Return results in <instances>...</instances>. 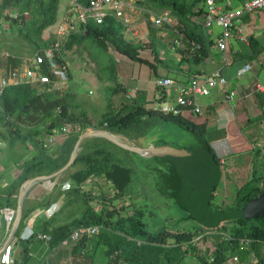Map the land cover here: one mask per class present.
<instances>
[{"label": "trees", "instance_id": "16d2710c", "mask_svg": "<svg viewBox=\"0 0 264 264\" xmlns=\"http://www.w3.org/2000/svg\"><path fill=\"white\" fill-rule=\"evenodd\" d=\"M90 1L77 0L84 6ZM202 1L204 0H135L139 7L148 12L170 10L173 14L174 26L189 42L185 48L176 43V49L181 55L174 61L176 68L162 59L157 44L148 49V46L143 44L136 45L125 40L128 27L112 15H107L102 23L93 19L80 22L78 29L64 42L62 51L66 54L76 44L91 41L103 50L113 48L132 61L149 64L156 72H159L160 65H164L183 73V65L189 66L188 69L192 68L211 55L213 40L204 30L203 22L196 18L201 13L196 7ZM59 5L60 0H0V17L9 20L11 26L20 25V34L27 41L34 43L39 50L53 43V40L45 39L43 34L45 29L58 21ZM12 6L20 10L17 17L8 13V8ZM21 61V57L7 55L8 71L12 72ZM115 71L117 72L116 68ZM159 77H165V74ZM42 85V83L11 84L0 97V137L3 140L7 139L11 146L20 142L26 149L31 140L36 149L32 156L25 158L23 162H17L16 166L20 171L18 177L10 184L0 187V210L6 207L13 210L17 208L19 190L25 180L37 175L54 173L64 166L80 134L88 128H108L132 140L148 137V145L170 146L171 149L163 156L145 158L146 169L140 171L132 159L134 152L103 137L87 138L73 164L83 165L69 175L64 173L66 177L73 179L75 186L61 189L57 194V198L63 194H73L83 199L86 207L81 216L60 225H54V219L50 217L37 225L30 235L23 237L26 219L35 208L50 202L45 199L41 203L29 204L26 199L23 220L16 234L18 240L11 251L13 255L18 256H15L11 264H30L36 246L40 243L45 244L44 240L38 238L39 232L52 235L50 244H45L48 255H52L53 252L65 255L64 250L69 246L61 245L62 241L69 237L74 228L90 224H101L100 233L83 235L71 243L74 244L71 253L83 255L80 264H96V257L102 248L104 254L108 256L106 264H185L183 260L186 255L199 256L203 264H224L229 257L238 255L245 263L252 264L244 260L252 252L257 255V264H264V256L261 255L262 251L264 252V216L251 219L239 217L230 220L229 223L217 218L225 211L242 207L262 191L264 172H258L260 150L254 159L253 178L238 189L237 203L222 208L213 203L220 182L214 186L211 180L207 181L212 172L206 166H213L221 178L222 163L217 150L207 138V121L202 123L192 121L187 115L190 109L183 107V111L178 114L162 112L155 108V98L145 100L137 94V97L131 98V102L122 103L118 110L109 109L103 113L100 120L94 121L89 119L85 112L73 108L67 93L48 91L46 86L38 91V86ZM173 119L186 129L187 135L184 140L186 144L189 143L188 146H175L160 139L153 141L155 133L148 135L149 130L159 122ZM24 123L28 124V127ZM64 128L67 129L68 136L61 146L51 150L44 146L40 134L47 135L54 130L63 131ZM196 151H200L204 158L198 157ZM98 176H104L106 181H112L114 188L111 196L104 191L99 195L93 190L87 192L83 188L88 180ZM57 177L50 180L54 181ZM150 178L153 188L158 192L157 195L171 199L175 210L179 214L185 213V219H199L202 224L193 223L192 227L176 224L171 227L162 226L155 232L151 231L143 220L146 209L143 204L136 201V195L140 194L135 191L138 184L146 190L147 185L145 188L143 183L146 181L151 185L147 181ZM209 192L210 196L207 194ZM128 197L130 203L127 201ZM91 199H101V210L93 208ZM115 199L126 203L118 206L114 202ZM155 201H158L157 206L161 205L159 199L155 198ZM130 207H133L132 213L123 214V210ZM212 216L217 218L214 222L220 220L215 225L210 223ZM10 229L4 219L2 236H8ZM209 236L214 237L213 247L202 248L198 241H204ZM7 252L8 250L2 256V262Z\"/></svg>", "mask_w": 264, "mask_h": 264}, {"label": "rangeland", "instance_id": "374dc122", "mask_svg": "<svg viewBox=\"0 0 264 264\" xmlns=\"http://www.w3.org/2000/svg\"><path fill=\"white\" fill-rule=\"evenodd\" d=\"M13 7L14 6L8 8V13H16L14 9H11ZM126 13L127 17L132 19L134 23H137L139 27V34L133 35L129 29L126 28V35L124 39L134 42L136 45L143 44L148 46V49H151L153 44H157V46H159L162 59L165 62H168V65L176 68L174 61L179 59L181 56L176 49V43H180V45L185 48L189 45L188 39L185 38L175 26H170L168 24L159 26L155 24L150 18V13L142 7H139L136 2L133 3L132 7L130 6L126 10ZM66 15H70L76 19V21H78V12L77 10L73 9L71 0H60L58 21L44 30L43 35L45 39H49V41H51L56 38L58 23ZM204 16L205 14L201 12L196 18L200 21H203ZM247 28L249 27H245L246 33L250 31V29ZM19 29L20 25L11 26L9 20H6L4 17H0V73L1 69L6 66L7 55H14L21 58L31 57L38 50V47L35 46L34 43L27 41V39H25L20 34ZM68 64L70 67L71 79L70 86L65 93H67L68 97H70L71 105L75 110L85 112L89 119L94 121L100 120V118L103 116V113L107 112L109 109L113 108L118 110L122 103L124 104L131 102V97L126 96L128 92L127 89L144 91L143 95L145 96L142 97L145 100L154 99L158 89V77L161 74H167L168 72L172 74L170 71L172 68L160 65L159 72H156L149 64H142L132 61L124 54L115 51L113 48L103 50L102 47L95 43H91V41H86L73 46V48L70 49L68 53ZM115 68L117 72L115 71ZM44 87L45 85L38 86V91L43 90ZM187 115L192 121L197 123L206 121V115L202 113L194 114L190 110L187 111ZM25 125L28 127V124ZM26 126L24 127L25 129ZM149 132L150 134L148 135L155 133V137L152 138L153 141H158V139L165 140L166 142H170L175 146H188L189 144H186L184 140V137L187 135L186 129L175 119L164 121L162 123L159 122L157 125L152 127ZM116 134L120 138L127 140V137L119 133ZM45 136L46 134L39 135V137H42V139H44ZM207 138H209V134H207ZM6 140H4L3 146L0 148V174H5L4 176L0 177V187L10 183L14 176H16L15 173H20L18 168H15L18 161L23 162L25 158L32 156L33 153L36 152L31 140L29 141L27 147L28 149H26V146L20 142H17L15 145L11 146ZM147 140L148 139H146V142ZM54 147L55 144L49 147V150L53 149ZM238 150L240 151V149H236L237 152ZM259 150L261 152L259 154L258 170H261V173H263L264 169L262 168H264V161H262V159L264 158V145L262 147L259 145L251 147L248 149L249 152L243 153L242 156L238 154L234 155L236 152L235 149L234 151L229 150L228 152L231 153L224 155L225 161H223L220 157L222 154L218 156L222 163V174L219 186L216 191V197L213 200L214 205L227 208L230 205H235L237 203L238 189L253 178V172L255 169L254 159L256 153ZM134 153L135 154H133L132 159L137 163L140 171H143L146 169L147 162L145 158L143 159L140 157L138 153ZM82 165V163H78L70 167L66 173L69 175L71 172L79 169ZM1 170H3V172H1ZM58 177L60 178L56 180L57 182L53 181L49 182L50 184H48L49 190L52 189L51 191L54 190L57 194L61 190H58V186L66 188L70 184L68 183L69 181L73 183L69 177ZM103 180V178L98 179V177H95L92 181H89L84 185V189L87 190V192L93 190L99 195L104 191L108 193V196H111L113 189H111L110 186H107V183ZM151 180V178L147 179L149 183H151ZM152 183L151 185L147 184L146 181L143 183L145 184V188L147 185L146 190L143 189L141 185L139 186L138 183V185L136 184L137 186L135 187L136 193L140 194L136 195V201L140 202L145 207L146 213L143 220L146 222L147 227H149L151 231L155 232L162 226L171 227L176 226V224L182 227L183 225L192 227L193 223L202 224L198 221L199 219H185V213L181 212V214H179V212L175 210V207L173 206L174 203L171 199L157 195L158 192L155 188H153ZM155 198L156 200L159 199L161 205L157 206L158 201H155ZM64 199H68V197H63L62 195L60 203L65 201ZM121 199L124 200V198ZM46 200H49V198H46ZM122 200L115 199L114 202L117 203L118 206H121L122 204L126 203L125 201L121 202ZM82 201L83 199L80 197L79 200H73L72 203H70V206L68 205V207L65 208L66 210H64L62 214H59L58 217L60 219L65 217L70 210L75 211L79 209L82 212L84 207H86L84 201ZM127 201L129 203L131 202L130 197H128ZM98 202L101 203V199H91V203L94 206L93 208L97 210L101 209V204ZM52 207L53 205L48 210L52 209ZM131 209H133V207L126 208L123 210V214L130 215L132 213ZM3 220V213L0 211V246L7 237L2 236L1 224L3 223ZM44 220L45 219H42V221ZM213 241L214 237L209 236L204 241L199 240L198 244L202 248L207 246L213 247ZM73 245L65 248V255L59 261L61 264L82 263L83 255L79 253H71ZM35 249L34 255L37 253V255L40 257L39 262L37 261V264H49V261L46 262V260L51 255H48L49 253L47 246L40 243ZM3 255H5V252ZM261 255L264 256L263 251ZM55 256H57V252H53L50 258L53 259ZM251 259V254H249L247 259L244 260L248 263H251ZM107 260L108 256L104 254V249L102 248L99 255L96 257V264H106ZM3 262L8 263L6 258L3 260ZM183 262L185 264H203L197 255H186Z\"/></svg>", "mask_w": 264, "mask_h": 264}, {"label": "crops", "instance_id": "0c3cea01", "mask_svg": "<svg viewBox=\"0 0 264 264\" xmlns=\"http://www.w3.org/2000/svg\"><path fill=\"white\" fill-rule=\"evenodd\" d=\"M244 1L245 0H217L218 4L222 8L235 12L241 8ZM200 11L204 14L207 12V7L203 3L200 7ZM234 23L235 30L238 31L242 29L245 36H247L246 39H243L238 36V34H235L232 36L233 38L229 43L228 49H220L217 45V36L221 33V27L217 25V23L213 22L207 28V33L213 40L210 57L198 64H195L189 69V66L183 65V73H180L177 69H171L170 71L172 74L169 72L165 74V77H173L178 82L182 80V83L193 80L194 78L205 73H209L215 69H220L223 75L227 77L228 82L225 85L215 88L209 96L199 97V102L203 106L202 114L206 115L207 134H209L208 139L215 147L214 149L217 150L218 155L222 154L220 157L223 161H225L224 155L231 153L228 152L229 150L234 151L235 149L236 151V149H240V151L238 150V152L236 151L233 153L234 155L238 154L242 156L243 153H248V149L251 147L256 145L262 147L264 145V93L260 89V86L264 83V9L236 15ZM245 27H249L247 29H250V31L246 33ZM248 62L253 63L252 69L240 74L239 70ZM228 93L234 95L232 100H228L226 98ZM137 94L145 96L143 95L144 91L141 90H137L135 96ZM212 111H214V114H212ZM67 136L68 133L58 130V141L55 144L54 149L61 146ZM146 139V137L133 140L127 138V140L148 145L149 140L146 142ZM143 158L150 159L147 157ZM262 161H264V158ZM15 168H17V166ZM258 171L261 173V170ZM1 172H3V170H1ZM4 175L5 174L2 173L0 174V177ZM15 175L16 176H14L12 181H14L19 174L15 173ZM59 176H61V178H65L64 173ZM59 178L60 177H57L54 181L57 182L56 180ZM100 178H103V181L106 182L107 186H110L111 189L114 188L112 181H106L104 176H98V179ZM71 181H73L72 178ZM49 182L53 181L45 180L36 183L29 190L26 196L29 204L41 203L46 198H49L50 202L49 204L40 205L35 208L26 219L25 228L22 233L23 237L30 235L37 225L42 224L50 217L54 219V225H60L81 216L83 212V210L81 212L79 209L75 211L70 210L65 217L60 219L58 217L59 214H62L64 210H66L65 208H67L68 205L70 206V203H72L73 200H79V196L73 194H63V197L67 196L68 199H64L65 201L60 203L62 196L57 198V193L54 190L51 191L52 189L49 190ZM68 183H70L68 187L64 188L58 186V190L70 189L76 184L74 181L73 183L70 181ZM52 205V209L48 210ZM42 219L45 220L42 221ZM33 256L34 258L31 260L30 264H37L40 257L39 255ZM50 257L46 260V262L49 261V264H61L59 261L64 257V255H57L53 259Z\"/></svg>", "mask_w": 264, "mask_h": 264}, {"label": "built area", "instance_id": "2783aa9c", "mask_svg": "<svg viewBox=\"0 0 264 264\" xmlns=\"http://www.w3.org/2000/svg\"><path fill=\"white\" fill-rule=\"evenodd\" d=\"M71 2L73 9L78 12V21L70 15L64 16L58 23L57 36L50 46L39 49L31 57H22L21 63L17 65L12 72H9L6 66L2 68L0 73V97L9 85L21 83H42L46 86L48 91L64 94L70 86L71 76L68 64L69 52L65 54L62 51V46L70 34L78 29V25L82 21L93 19L98 23H102L107 15H112L122 21L133 35L139 34L137 23H134L132 19L127 17L126 13V10L130 6L132 7L135 0H91L90 3L85 6L78 3L77 0H71ZM202 3L207 7V12L202 21L203 28L207 32V28L213 22L221 27V33L217 36V45L222 50L228 49L229 43L233 38L232 36L235 34H238V36L243 39L247 38L242 29L238 31L235 30L234 18L236 15L264 9V0H245L237 12L225 10L218 4L217 0H204L196 7L197 11H200ZM11 9H14L16 13L13 14L11 12L10 14L17 17L20 10L15 7ZM149 13L151 20L159 26L163 24L174 26L175 24L174 16L170 10H163L159 13L149 11ZM252 67L253 63L248 62L239 70V73L243 74L252 69ZM227 82V77L223 75L220 69H215L209 73L196 77L190 83L178 82L175 78L169 76L158 77V89L155 94L154 106L156 109L166 113L178 114L183 111V107H186L199 114L203 112V106L199 102V97L211 95V92L215 88L225 85ZM260 89L264 93V83L260 86ZM136 93L137 90H128L126 96L132 98ZM226 98L232 100L234 95L228 93ZM66 131L67 129L64 128L63 132ZM57 141L58 130H54V132L48 133L44 137L43 144L49 148L56 144ZM3 143L4 140L0 137V148L3 146ZM93 179L94 178H91L86 183ZM0 211H2L3 217L8 224V229H10L16 211L10 207L3 208ZM101 229V224L78 226L73 229L69 237L62 241L61 245L70 246L72 242L79 240L83 235L99 234ZM38 238L44 240L46 245H49L52 240V235L47 232H39ZM17 240L18 238L15 236L7 248L8 252L5 258L9 263H13L15 260V256L11 251L16 245ZM251 257L252 264H257V255L255 252L251 253ZM224 264L247 263L241 260L238 255H234L226 260Z\"/></svg>", "mask_w": 264, "mask_h": 264}, {"label": "water", "instance_id": "95a60500", "mask_svg": "<svg viewBox=\"0 0 264 264\" xmlns=\"http://www.w3.org/2000/svg\"><path fill=\"white\" fill-rule=\"evenodd\" d=\"M114 133L115 132L111 131L108 128H90V129L85 130L84 132L80 134L79 138L77 139L74 145L73 151H71L70 158L64 166H62L60 169H58L54 173L33 176V177L28 178L22 183L20 190H19L18 205H17V208H15L14 210L16 211L15 219L11 225V229H10V232L7 238L5 239L3 244L0 246V264H3L2 256L4 252L7 250V248L9 247V245L11 244L12 240L16 236L21 226L23 216H24L23 208H25V199H26V196L29 190L36 183L42 182L45 180H50L54 177H57L63 174L64 172H66L70 167H72L78 158L79 151H81L82 149L83 142L87 138L103 137V138H106L112 141L118 146L124 149H127L128 151L136 152L140 154L141 156L147 157V158H152L154 155L163 156L164 154H168L171 149L170 146L158 147L155 145H143V144L131 141V140H124L116 136ZM195 153L198 155V157L204 158V155L200 151H196ZM206 166L209 168V171L212 172L211 173L212 175H210V177L207 178V181L209 182V180H211L210 182H212L214 186L217 185L220 182L219 172L214 170L213 166H209V165H206ZM207 194L210 196V192ZM262 216H264V187L259 195H257L256 197L252 199H249L246 203H244L242 207L237 208V209H232L229 211H225L220 215V217H217V218H220L221 220H226V222L229 223L230 220L234 218L246 217L248 219H251V218H260ZM217 218L212 216L210 223H212L213 225H215L216 222L218 223L220 220L214 222Z\"/></svg>", "mask_w": 264, "mask_h": 264}, {"label": "bare ground", "instance_id": "6f19581e", "mask_svg": "<svg viewBox=\"0 0 264 264\" xmlns=\"http://www.w3.org/2000/svg\"><path fill=\"white\" fill-rule=\"evenodd\" d=\"M116 136H118L116 133H114ZM122 135V134H121ZM124 136V135H123ZM119 137V136H118ZM122 137V136H121ZM127 137V136H126ZM130 139V138H129ZM154 157V156H153Z\"/></svg>", "mask_w": 264, "mask_h": 264}, {"label": "flooded vegetation", "instance_id": "af4514ba", "mask_svg": "<svg viewBox=\"0 0 264 264\" xmlns=\"http://www.w3.org/2000/svg\"><path fill=\"white\" fill-rule=\"evenodd\" d=\"M194 230H196V229H194Z\"/></svg>", "mask_w": 264, "mask_h": 264}]
</instances>
